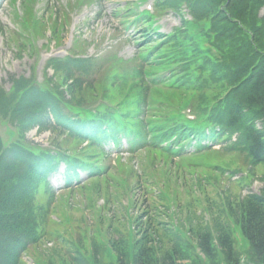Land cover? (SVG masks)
<instances>
[{"label":"trees","instance_id":"trees-1","mask_svg":"<svg viewBox=\"0 0 264 264\" xmlns=\"http://www.w3.org/2000/svg\"><path fill=\"white\" fill-rule=\"evenodd\" d=\"M163 5L177 13L187 7L193 20L144 43L130 71L114 58L104 78L90 79V72L71 69L73 60L52 59L53 78L13 79L10 91L0 89V125L8 137L0 134V264H25L24 253L58 238L66 252L46 264H264V190L227 197L220 206L203 205L199 216L191 206L184 219L170 212L171 204L178 209L181 204L170 185L176 157L190 163L191 156L230 142L228 149L237 147L250 170L264 168V17L259 15L264 0ZM146 18L144 26L152 22ZM36 126L55 134L50 148L26 139ZM120 134L132 157L147 152L153 165L167 164L165 179L147 178L145 171L136 175L120 161L116 166L129 170L127 178H115L114 167L105 165L103 146L110 139L120 145ZM61 163L68 176L76 169L88 174L77 191L88 208L93 211L94 199L104 201L95 229H71L70 239L59 237L63 221L53 220L57 199L47 182ZM177 174L176 184L183 178ZM248 178L240 179L245 186ZM197 185L201 189V182ZM182 188L193 190L186 181ZM119 204L123 213L104 215ZM105 220L126 222L124 232L110 223L104 229ZM239 232L245 251L237 247Z\"/></svg>","mask_w":264,"mask_h":264},{"label":"rangeland","instance_id":"rangeland-1","mask_svg":"<svg viewBox=\"0 0 264 264\" xmlns=\"http://www.w3.org/2000/svg\"><path fill=\"white\" fill-rule=\"evenodd\" d=\"M24 0H16L12 3V0H0V88L8 90L11 86L10 78L14 77H30L37 76L38 81H43L45 75H53L51 69L47 70V61L49 58L65 57L68 52L73 50L79 55L84 57H97L108 52L109 55L114 52L122 58L128 59L134 57L138 48L134 44L137 35L133 30H125L122 26L124 16L127 14L129 21H132V13L141 12L144 10H150L153 12L155 0H30L28 3L35 13L37 21H41L42 24L45 20L52 17L56 19L58 24L61 23L64 27V33L61 36V41L57 46L47 33L43 34V37L33 38L32 46L25 47L22 50L21 35H25L23 32H19V25L21 20L16 18L17 15L25 16V25L29 29L42 28L41 24L30 23L29 15L26 14V9L23 10ZM15 11H14V9ZM124 9V10H123ZM127 11V12H126ZM261 17L264 16V7L260 9ZM161 17V18H160ZM158 18V25L161 33H169L174 28L180 26V17L167 11L161 14ZM69 20V21H67ZM45 25V24H44ZM21 34V35H20ZM15 37L12 39V36ZM77 42V43H76ZM84 47L82 50L78 49V45ZM108 65H103L99 70L92 71L89 74L90 79H101L105 77L106 68ZM6 128L0 125V134L8 138ZM50 132H37L33 130L27 134V140L36 144H40L43 147H49L52 144L53 136ZM236 136L233 137L235 141ZM231 148V143L224 145L223 147H215L213 151H210L201 156H194L189 161H184L181 157L173 159L175 164L171 167V182L170 185L173 191L179 192L180 208L178 209L171 204V211H176L178 219H184L189 215V207L191 211L200 215L203 205H211L212 203L220 206L221 201L227 197L235 199L237 197H245L249 193L260 194L264 190V168H256L250 170L248 161L245 155L237 150L228 149ZM118 156H122L117 158ZM189 158V157H188ZM124 165H129L130 168H134L136 175L143 176L144 171L147 173V178L159 177L165 179L162 174V170H167L168 165L163 164L153 165L151 159L147 157L146 153H140L135 158H130L127 153H118L113 151L106 162L114 167V177L127 178L128 169L124 172L118 170V162ZM159 163H162L161 161ZM184 163V164H183ZM196 165L194 168L189 169L188 165ZM176 165L181 166L180 170H176ZM154 167V168H153ZM162 167L164 169H162ZM64 166L60 171L54 174L50 178L51 185L56 190L58 195L57 200V215L53 216V220L59 223L62 219V224L58 226V230L61 233L59 237L65 236L70 239L73 236L71 229L74 231L83 233V229L94 230L97 224L96 214L99 208L104 206V201L99 199L93 201V211L88 208L87 199L82 194L73 192L72 195L69 190L64 189V180L62 173ZM236 172L238 176L230 179V174ZM178 172V174H177ZM182 178L178 180L179 187L176 189V176ZM182 176V177H181ZM243 177H249L245 180V184L239 179ZM85 178V175H82ZM129 183L131 186L135 185L134 176H130ZM184 181L189 185L192 184L193 190H184L182 188ZM210 181V185H203L202 182L207 183ZM163 182H167L163 180ZM201 182V189L197 188V184ZM240 182V184H238ZM168 183V182H167ZM174 187V188H173ZM204 188V190H202ZM174 198V195L171 194ZM85 200V202H84ZM126 203V200H124ZM123 213L122 205L111 206L108 211L104 212L107 218H114L118 213ZM121 214V213H120ZM136 215V210L133 211ZM59 215V216H58ZM201 221L200 219H198ZM170 221V220H169ZM110 223L109 220H105V227ZM112 228H120L122 232L125 230L126 222L118 226L117 222L110 223ZM240 233V232H239ZM235 234L237 247L240 251L247 249V242L240 233ZM117 234H113L115 236ZM75 236V235H74ZM90 239V237L88 236ZM243 238V239H242ZM63 244L58 238L54 242H44L23 256L25 264H46L51 259H55L57 253L65 254ZM68 255V254H67Z\"/></svg>","mask_w":264,"mask_h":264}]
</instances>
